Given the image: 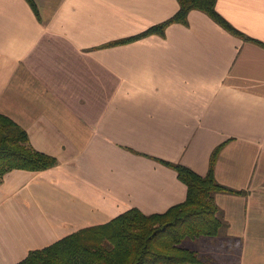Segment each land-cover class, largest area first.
<instances>
[{
	"label": "crops",
	"instance_id": "crops-1",
	"mask_svg": "<svg viewBox=\"0 0 264 264\" xmlns=\"http://www.w3.org/2000/svg\"><path fill=\"white\" fill-rule=\"evenodd\" d=\"M34 1L39 17L27 0H0V114L59 164L4 177L0 264L131 210L166 213L188 188L161 161L205 177L226 142L217 181L244 194L215 196L223 257L264 264V0L217 4L263 45L197 10L163 37L117 44L172 19L180 0Z\"/></svg>",
	"mask_w": 264,
	"mask_h": 264
},
{
	"label": "trees",
	"instance_id": "trees-1",
	"mask_svg": "<svg viewBox=\"0 0 264 264\" xmlns=\"http://www.w3.org/2000/svg\"><path fill=\"white\" fill-rule=\"evenodd\" d=\"M27 1L39 17L35 1ZM217 4L218 0H180V9L172 19L117 44L151 35L163 37L173 24L188 25L189 14L197 10L231 35L263 45L233 26L218 11ZM227 143L213 151L209 173L205 177L181 164L161 161L175 170L187 186L188 195L184 203L164 214L146 215L139 210H131L108 224L83 229L45 249L31 251L18 264H207L198 252L183 248L182 243L188 238L219 237L228 224L221 215L215 196L221 193L244 194L217 181V161ZM58 164L55 157L32 146L24 128L0 114V185L12 171L41 172Z\"/></svg>",
	"mask_w": 264,
	"mask_h": 264
},
{
	"label": "rangeland",
	"instance_id": "rangeland-1",
	"mask_svg": "<svg viewBox=\"0 0 264 264\" xmlns=\"http://www.w3.org/2000/svg\"><path fill=\"white\" fill-rule=\"evenodd\" d=\"M202 239H211V240H206L207 244L210 246V249L212 250L213 249H215L216 251L222 250L220 257L218 256V258L216 259H214L213 257H206L204 253L206 252V248H208V246L207 244L204 245L203 243L204 240ZM182 247L199 252L201 258L203 259V261H206L207 264H231L230 260L223 257L224 256L223 253L225 251L226 245L223 243L222 236L216 238H211V237H203L197 239L188 238L182 243ZM235 247L238 246L235 245ZM232 256L234 257V260H232V264H238L239 261L237 255L235 254V251Z\"/></svg>",
	"mask_w": 264,
	"mask_h": 264
}]
</instances>
